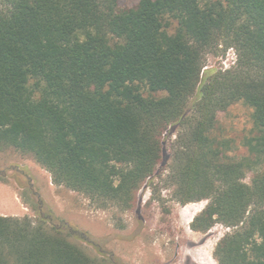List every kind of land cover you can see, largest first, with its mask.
<instances>
[{"label": "trees", "instance_id": "16d2710c", "mask_svg": "<svg viewBox=\"0 0 264 264\" xmlns=\"http://www.w3.org/2000/svg\"><path fill=\"white\" fill-rule=\"evenodd\" d=\"M220 44L236 66L203 70ZM237 102L255 133L234 158L215 130ZM176 125L172 197L208 200L191 228L234 227L214 248L218 264H264V0H0V148L30 153L101 208L126 209ZM0 264L106 263L42 216L0 215Z\"/></svg>", "mask_w": 264, "mask_h": 264}, {"label": "rangeland", "instance_id": "374dc122", "mask_svg": "<svg viewBox=\"0 0 264 264\" xmlns=\"http://www.w3.org/2000/svg\"><path fill=\"white\" fill-rule=\"evenodd\" d=\"M138 1L118 0V6L131 8ZM236 64L235 48L220 44L205 54L203 70L224 71ZM169 129L154 176L141 185L126 209L101 208L84 194L54 184L30 153L0 148V215L34 221L42 216L48 226L60 227L72 243L106 264H218L214 248L234 227L217 222L205 233L191 228L208 200L181 204L173 199L168 182L172 149L182 145L177 136L184 130L177 125ZM254 133L252 109L242 102L218 113L215 134L231 140L230 156L249 155L244 140ZM253 174L247 171L244 181L250 183Z\"/></svg>", "mask_w": 264, "mask_h": 264}]
</instances>
